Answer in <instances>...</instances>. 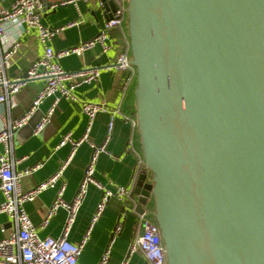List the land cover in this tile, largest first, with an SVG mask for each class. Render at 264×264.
<instances>
[{"label": "water", "instance_id": "1", "mask_svg": "<svg viewBox=\"0 0 264 264\" xmlns=\"http://www.w3.org/2000/svg\"><path fill=\"white\" fill-rule=\"evenodd\" d=\"M126 1L135 211L153 197L165 264H264V0Z\"/></svg>", "mask_w": 264, "mask_h": 264}, {"label": "crops", "instance_id": "2", "mask_svg": "<svg viewBox=\"0 0 264 264\" xmlns=\"http://www.w3.org/2000/svg\"><path fill=\"white\" fill-rule=\"evenodd\" d=\"M11 0H0L3 6H9ZM64 0H41L43 13L42 23L51 27H62L64 24L78 20L79 24L71 27H64L63 30L52 36V46L55 51L65 50L83 40L91 39L100 32L105 18L107 17L104 6H100V0L69 1L61 4ZM52 5H56L52 8ZM5 37L0 38L1 50L8 48L9 41L18 40L20 46L12 56V63L8 74L19 76L24 73L29 64L37 59L43 51V47L37 39L36 30L25 32V26L12 21L5 23ZM111 40L116 41L118 37L114 31L110 32ZM115 39V40H114ZM121 50L120 45L113 44L112 48L105 52L101 51L99 45L85 51L83 55H67L60 59L63 70L76 71L83 66L91 65L100 68V75L97 81L90 84H83L76 87L73 92L78 100L61 99L54 107V112L49 121L42 126V129L35 132L37 124L47 113L53 98L48 97L34 109L26 123L19 127L12 138L13 157L17 160L14 163V170L22 172L36 163H41L38 169L32 173L23 175L20 178V185L23 190L33 189L36 185L48 180L51 175L64 165L61 182L65 184L62 198L69 202L77 192L86 166L93 154L90 143L101 146L107 132L109 114L102 112L95 115L91 122V129L88 132V140L80 142L72 153L73 146L70 142L59 145L60 141L67 134L74 141L82 140L85 136L88 117L80 109L81 100L91 102H104L109 109L120 108L121 112L131 114L130 110L135 109V97L131 94L133 79L126 91L122 85L129 72L122 69L105 66L114 65ZM43 81H30L20 89L16 95V104L11 108L9 118L11 120L22 116L31 106L32 101L42 88ZM133 107V108H132ZM8 115L3 103H0V130L7 120ZM113 129L110 139L106 142L105 151L99 153L95 159L94 177L101 183L113 181L119 185H127L131 181L134 168V157L127 151V139L131 132V126L121 117L115 115ZM135 142L140 148L139 132L136 133ZM2 147L0 146V152ZM67 161V164L64 163ZM149 181V175L146 177ZM57 181L53 187L43 190L33 199L26 202L24 209L36 227L38 236L58 237L63 229L66 212L58 209L51 217L47 226H42L44 216L54 201L56 191L61 186ZM136 195V194H134ZM101 191L93 184L86 190L84 200L76 213V219L70 229L68 240L79 243L90 225L92 214L95 210ZM3 202V194L0 190V204ZM148 199L144 209L150 207ZM129 201L120 202L111 198L100 217L95 221L89 230V238L78 259L79 264H97L104 253L107 245L111 242L116 224L121 223V231L115 234L110 248V258L106 264H121L127 256V249L133 239V232L136 224V216L132 211ZM149 211V210H148ZM4 228L5 231H2ZM10 219L4 213H0V238L10 232ZM145 259L140 252H135L128 257L127 264H144Z\"/></svg>", "mask_w": 264, "mask_h": 264}, {"label": "built area", "instance_id": "3", "mask_svg": "<svg viewBox=\"0 0 264 264\" xmlns=\"http://www.w3.org/2000/svg\"><path fill=\"white\" fill-rule=\"evenodd\" d=\"M69 1L74 2L78 0H64L61 4ZM111 1L115 5V10L110 12L105 11L107 17L100 32L91 39L83 40V42L61 51L54 50L51 42L52 36L63 30L64 27L78 25V20L70 21L62 27L45 26L41 21L43 13L41 0H11L9 6L0 4V38L5 37V23L10 22V20L18 21L25 26L26 33H29L33 29L36 30L37 39H39L43 47V51L39 57L29 64V67L25 71L26 76L11 77L8 74V69L12 63V56L18 51L20 42L18 40L9 41L8 48L5 51H2L0 46V103L5 105L8 115L0 130V146L2 147V151L0 152V190L3 194L0 213H4L10 219L11 224L10 232L6 236H3V238H0V264H79L78 259L82 254L81 251L90 236L89 230L103 213L107 202L111 198L120 202L129 201L131 203L129 211H132L136 216L134 236L128 246L127 256L121 264H127L128 257L135 252H140L147 264H165L164 247L160 243V233H158V227L154 224L152 215L146 209L141 213L135 211L138 198L137 195H134V188L139 181L140 174L146 172L142 150L138 148L135 142L136 133L139 132L135 114L129 115L123 113L120 108L109 109L104 102L79 101L82 113L88 117L85 136L82 140L74 141L71 139L70 134H67L60 141L59 145L67 143V141L70 142L73 146V153L80 142L88 140V132L91 129L90 125L96 114L102 112L108 113L109 120L103 144L97 146L90 143L93 148L92 157L86 166L77 192L69 202L62 198L65 190V184L61 182L64 165L51 175L48 180L30 190H23L21 188L19 183L20 178L23 175L32 173V171L38 169L42 164L36 163L22 172L14 170V163L17 160L13 157V134L26 123L34 112L33 110L48 97L53 98L47 113L36 126L35 132H38L49 121L54 112V107L61 99L78 100L73 90L80 85L95 82L99 78L100 68L97 66L86 65L76 71H67L62 69L60 59L70 54L81 56L95 45H99L102 52L112 48L113 44L115 46L120 45L121 50L116 63L105 67L107 69L115 67L129 72L128 77H126L122 85L125 91L131 80L134 79L136 72L131 63L130 40L125 30L127 1ZM104 3L105 1L100 0L99 5L104 6ZM55 6L52 5L51 7L54 8ZM112 30L119 31V38L116 41L111 40L110 32ZM34 80L43 81L42 88L38 91L29 109L22 116L11 120L9 118V110L16 104L18 91ZM115 115H121L131 126V132L126 144L127 151L133 155L135 164L131 181L127 185H119L113 181L103 184L94 177L95 159L99 153L105 151V144L110 139L112 133ZM64 164L66 165L67 161ZM57 181L61 182V186L57 189L54 201L44 216L42 226H47L51 217L60 208L66 212V220L60 236L41 237L38 236L36 227L28 217L24 204L32 202L37 194L53 187ZM90 184H93L101 191L100 200L95 207L90 225L84 233V237L79 243H73L68 240V234L75 222L76 213L84 200L83 198ZM1 230L5 231L4 228H1ZM120 231L121 223L118 222L114 228L111 242L107 245L97 264H106L108 262L111 255V243L115 234H118ZM153 257L157 259V262L152 260Z\"/></svg>", "mask_w": 264, "mask_h": 264}, {"label": "trees", "instance_id": "4", "mask_svg": "<svg viewBox=\"0 0 264 264\" xmlns=\"http://www.w3.org/2000/svg\"><path fill=\"white\" fill-rule=\"evenodd\" d=\"M127 20V19H126ZM125 30H126V32H127V34H128V29H127V21H126V23H125ZM114 31V35H116V37H118L119 36V31H117V30H113ZM119 38V37H118ZM133 84H132V87H131V94L134 96V88H135V84H136V80H135V77H134V79H133V82H132ZM133 108V107H132ZM131 111V114H135V109L133 108V110H130ZM140 148H141V146H140ZM146 172H147V174L149 173V171L146 169L145 170ZM150 197V201H151V204H150V207L149 208H147L148 210H149V213L152 215L153 214V212H154V199H153V197L150 195L149 196ZM152 219H153V221H154V224L156 225V227H157V224H156V221H155V218H154V215H152ZM160 243L161 244H163V242H162V240L160 239Z\"/></svg>", "mask_w": 264, "mask_h": 264}]
</instances>
